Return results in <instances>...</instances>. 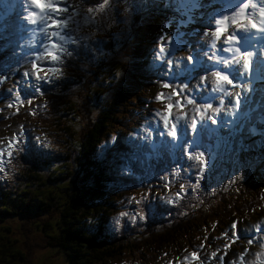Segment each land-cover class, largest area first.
<instances>
[{"label":"clouds","instance_id":"1","mask_svg":"<svg viewBox=\"0 0 264 264\" xmlns=\"http://www.w3.org/2000/svg\"><path fill=\"white\" fill-rule=\"evenodd\" d=\"M186 34L204 48L181 51ZM69 65L109 90L101 100L135 95L145 105L76 147L87 152L102 198L118 196L87 217L93 235L119 238L149 223L159 231L165 212L187 196L177 185L180 194L214 196L241 182L264 183V0H0V88L20 102L18 86L37 96L64 83L77 87ZM149 82L164 90L154 87L144 101ZM47 106L45 99L41 112ZM53 135L29 126L13 137L14 147L0 148V184L14 183L31 160L53 157ZM161 173L172 191L124 194L151 187ZM245 231L249 238L227 264H264V217ZM224 238L227 248L239 236Z\"/></svg>","mask_w":264,"mask_h":264},{"label":"trees","instance_id":"2","mask_svg":"<svg viewBox=\"0 0 264 264\" xmlns=\"http://www.w3.org/2000/svg\"><path fill=\"white\" fill-rule=\"evenodd\" d=\"M68 77L78 86L70 87L64 83L63 87L73 89L69 96L68 92L62 90H55L56 94L42 95L48 99L50 118L40 120L58 126L64 135L61 143L65 138L73 141L68 143V152L61 163L44 161V158L33 159L17 175L14 183L0 187V264H28V252L34 258L38 250L49 248H57L65 264H113L125 258L133 264H148L154 262L157 255H167L168 251L191 246L195 229L201 223L217 219L221 225L219 228H222L230 224L234 217L248 215L252 200L259 203L261 197L260 203L264 206V183L242 182L239 193L243 196V204L240 206L220 192L214 196L203 194L201 199L198 193L195 196L190 194L187 200L192 206L188 213L183 216L178 209L170 210L165 215L166 219L161 221L163 228L159 231L153 230L154 224L149 223L143 226L144 229L141 226L129 227L134 232L128 234L125 231L119 238L93 235L86 222L87 217L91 215L94 220L99 206L110 203L114 198H102L101 192L94 187L95 177L87 152L77 154L76 147L82 140L86 144L102 128L122 123L129 112L138 110L135 108L138 101L135 95L118 103L101 100L100 95L109 90L98 84L97 87L93 86L92 77L75 71ZM152 87L153 83L149 82L141 93ZM87 91L92 96L87 97ZM97 108L107 110L101 111L102 119L89 128L85 121ZM80 109L83 113L78 114ZM77 117L80 119L77 120ZM204 205H208L207 211ZM27 222L31 224H25ZM13 223L17 226H13ZM24 224L33 227V234L12 229ZM35 238L39 241L32 243L31 240Z\"/></svg>","mask_w":264,"mask_h":264},{"label":"rangeland","instance_id":"3","mask_svg":"<svg viewBox=\"0 0 264 264\" xmlns=\"http://www.w3.org/2000/svg\"><path fill=\"white\" fill-rule=\"evenodd\" d=\"M183 38H184L185 45L188 46L189 48L194 50V49H197V46H198V48L202 49L203 44L198 43L197 40H195L191 35L186 34ZM174 45H175V42H174ZM180 50L185 51L183 49V45H182V48H180ZM67 72L69 75L74 73L71 67L67 69ZM63 85L61 88L56 89V90H62L63 92L70 93L71 88H68V86L63 87ZM93 86L97 87V84H93ZM154 87L158 91L164 90V89H160L158 85L153 84V87L149 91H145L144 93L151 96L152 95L151 91ZM0 89H1L0 148H4L6 146L14 147L15 143H17L18 141H14L13 137L16 136L18 132L24 131L29 126H31L32 129L45 128L48 131L54 133V135L51 136L50 138L54 141L55 148H56V154L51 158H44L43 160L44 161L54 160L57 163H61V161L66 157V154L68 152V143L73 141V139L65 138L64 139L65 141H62L61 143V140L64 138L63 137L64 135L62 136V133L58 129V126L50 122L40 120L44 118H50V116L48 115L49 114L48 110L50 109V106L49 105L47 106V111L41 112L39 105L43 102H39L38 99H37L38 102L34 100H30L29 98L23 99L24 92L27 93V91H30V89L28 88L21 89L18 86L15 89L18 92V94L21 96L20 102L15 101V97H13L11 95V92L8 91L7 85L3 86V88H0ZM30 92H33V90H31ZM50 93L51 92H46L47 95H50ZM88 94L90 93L88 92ZM69 95L70 94H68V96ZM177 96H179V92H177ZM72 99L75 100V98H72ZM149 108H151V106ZM81 113H83V110L80 109L78 111V114H81ZM58 145L62 149H59ZM163 175L164 174L161 173L159 176L154 177L153 180L150 182L151 187L136 186L135 188L128 189L129 191H126L124 194L128 196H138L141 192H147L152 197H155L157 194H166L172 191L173 185L172 183H170L171 177H169V182H162L160 177ZM241 187H242V184L240 183L235 188L225 190L222 195H225L226 198H228L235 205L240 206L243 204L242 202L243 196H241L239 193ZM176 188H177V194L183 196L182 194L179 193L178 187ZM117 198L118 196H116L115 199ZM259 199H260L259 203H257L255 200H252L250 202V213L248 215H243V217L248 218L249 221L243 224H239L237 226H234V223H232L229 225L228 231H225L226 229L214 226L215 224L212 220L206 221V224L201 223L200 225L196 227L194 242L197 245L214 248V249H211L210 252L215 251V249L217 248L221 249V251H218L216 253V256L212 257L213 262L215 264H227L228 260L232 259L235 256V254H233L232 249H231L235 247L230 246V244L237 246L238 248L236 249L237 252L243 249L244 244L249 238L248 233H245L246 232L245 230L251 229L252 224L258 223L261 217H264V210L262 208V204L260 203L262 202L261 201L262 199L261 197H259ZM182 200H185V198L181 199L178 202L177 205L179 207L182 206ZM25 224L30 225L31 223L27 222ZM25 224L22 227H19V228L13 227L12 229L17 232H21L23 230L22 232L23 234H33V227L28 226V225L25 226ZM12 225L17 226L15 223H13ZM236 227H238V229L234 230ZM214 230H217V232L212 234L211 232H214ZM232 231L237 232V235L239 236V240L235 241L234 243H230L227 248H224L225 244L228 243V240L225 239L224 236H228L229 238H231ZM126 232L128 234L129 233L131 234L134 231L127 229ZM222 233H223V236L221 235ZM37 241L39 240L36 238L31 240L32 243L37 242ZM228 248L230 249V251L229 250L227 251ZM225 252L227 253V256H223V253ZM29 254L31 255V253L28 252L27 254L28 264H65V262L63 261V255L61 254V252L58 251L57 248L38 250L35 253L34 258L33 256L31 258ZM203 254L205 255V253ZM184 263H189V260L188 259L183 260L182 258L177 259V255L174 252H171L170 256L167 259H160L158 260V262L153 263V264H184ZM116 264H132V262H130V260L126 258V260H120Z\"/></svg>","mask_w":264,"mask_h":264},{"label":"bare ground","instance_id":"4","mask_svg":"<svg viewBox=\"0 0 264 264\" xmlns=\"http://www.w3.org/2000/svg\"><path fill=\"white\" fill-rule=\"evenodd\" d=\"M71 93H72V89H71V92H70L69 94H71ZM85 94H86L87 97H90V95H91V94L88 95V93H85ZM91 96H92V95H91ZM89 99H90V98H89ZM216 199H217V198H216ZM216 199H215V200H216ZM165 215H166V212H165ZM221 220H222V219H221ZM216 222H219V221L216 220ZM217 226L219 227V226H220V223H218ZM216 232H217V231H214V232H211V233L214 234V233H216ZM161 237H162V235H161ZM230 246L237 248V246H235V245H231V244H230Z\"/></svg>","mask_w":264,"mask_h":264},{"label":"snow or ice","instance_id":"5","mask_svg":"<svg viewBox=\"0 0 264 264\" xmlns=\"http://www.w3.org/2000/svg\"><path fill=\"white\" fill-rule=\"evenodd\" d=\"M223 30V27H221L218 31H217V35L219 34V31H222ZM34 67H35V65H34ZM165 86H167V85H165ZM198 159H201L202 160V157H197Z\"/></svg>","mask_w":264,"mask_h":264}]
</instances>
